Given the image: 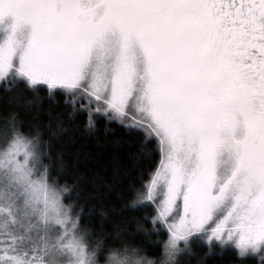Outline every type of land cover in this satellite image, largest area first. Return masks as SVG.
<instances>
[{
	"label": "snow or ice",
	"instance_id": "obj_1",
	"mask_svg": "<svg viewBox=\"0 0 264 264\" xmlns=\"http://www.w3.org/2000/svg\"><path fill=\"white\" fill-rule=\"evenodd\" d=\"M124 126L158 162L134 190L161 255L90 240L15 113L0 143V264H179L202 241L264 264V0H0V85Z\"/></svg>",
	"mask_w": 264,
	"mask_h": 264
},
{
	"label": "trees",
	"instance_id": "obj_2",
	"mask_svg": "<svg viewBox=\"0 0 264 264\" xmlns=\"http://www.w3.org/2000/svg\"><path fill=\"white\" fill-rule=\"evenodd\" d=\"M29 99L33 94L22 83L12 91L0 85V133L10 113L16 114L23 131H39L43 163L59 185L70 187L66 202L76 206L91 242L101 243V257L105 249L128 245L149 258H158L167 231H152L154 211L131 203L134 190L148 178L158 156L146 162L140 155L139 140L117 122L101 117L95 128L89 129L86 114L73 115L60 95L49 97L42 89L39 102L33 100L29 105ZM178 260L179 264H242L234 249L217 247L209 253L207 246L196 240L191 251ZM245 264L256 262L249 259Z\"/></svg>",
	"mask_w": 264,
	"mask_h": 264
},
{
	"label": "rangeland",
	"instance_id": "obj_3",
	"mask_svg": "<svg viewBox=\"0 0 264 264\" xmlns=\"http://www.w3.org/2000/svg\"><path fill=\"white\" fill-rule=\"evenodd\" d=\"M1 134V136H0V143H2L3 142V139H4V137H3V133H0Z\"/></svg>",
	"mask_w": 264,
	"mask_h": 264
}]
</instances>
